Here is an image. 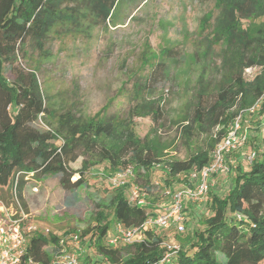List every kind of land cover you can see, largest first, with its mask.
<instances>
[{"label":"trees","instance_id":"obj_1","mask_svg":"<svg viewBox=\"0 0 264 264\" xmlns=\"http://www.w3.org/2000/svg\"><path fill=\"white\" fill-rule=\"evenodd\" d=\"M125 2L0 0V199L11 203L16 189L26 207L23 191L33 177L58 175L66 190L83 187L92 165L89 159L93 157L106 162L107 169L113 172L131 166L135 175H146L162 163L159 145L150 134L139 138L132 129L134 116H152L155 122L162 120V109L156 100H139L126 117L109 116L110 103L89 119L70 112L56 115L46 104L35 71L18 68L13 81L5 75V65L13 64L20 48L28 42L41 48L58 28L88 32L97 26H106L114 22L117 10ZM216 2L217 23L209 41L222 42L220 35L226 37L225 47L222 46L219 53L224 77L216 88L208 87L210 82H205L204 75L198 78L191 118L201 127L210 124L212 129L228 126L241 112H250L257 102L264 104V0ZM170 51L165 50L163 56ZM164 63L163 60L158 62V67L164 68ZM255 64L262 65L263 70L253 80H247L244 69ZM136 88L142 89L138 83ZM263 111L264 108L259 114ZM46 117L54 119L51 130L36 125L39 119ZM184 127V131L190 129ZM218 134L211 137L208 150L192 154L187 160L168 161V174L175 176L201 170L210 162L211 151L224 131ZM80 157H83L82 166L73 168L71 163ZM249 165L250 169L244 171L243 165L238 163L235 170L240 173L227 196L210 190V211L202 219L204 229L182 238L184 243L190 244L191 250L183 245L178 257L180 264H264V159L254 157ZM76 174L79 177L72 180ZM128 190L129 185L114 188L108 204L97 203L93 245L113 264L160 260L166 251L162 246L166 235L150 228L143 229L141 242L117 247L107 244L111 234L107 208L112 211V220L126 226H141L149 217L146 208L129 203ZM89 231L83 230L81 236ZM58 241L57 234L35 231L29 237L27 256L47 263L51 254L46 246L57 245Z\"/></svg>","mask_w":264,"mask_h":264},{"label":"rangeland","instance_id":"obj_2","mask_svg":"<svg viewBox=\"0 0 264 264\" xmlns=\"http://www.w3.org/2000/svg\"><path fill=\"white\" fill-rule=\"evenodd\" d=\"M216 1L126 0L117 10L114 22L106 26L100 25L88 32L58 28L46 38L41 48L28 42L20 48L17 60L5 65V75L13 81L18 68L35 71L46 104L56 115L70 112L81 119H89L110 103L109 116L126 117L139 100H156L162 109L161 121L155 122L152 116H134L132 119L135 136L144 138L150 134L161 151L162 163L146 175H136L134 182L148 192L146 209L155 215V211L163 212V208L169 207L173 193L194 172L171 176L167 162L187 160L192 154L208 150L211 137H218L223 130L220 141L223 140L233 124L232 121L226 127L212 129L208 123L201 127L191 120L198 78L204 75L205 82H210L208 87L216 88L224 77L219 53L220 48L225 47L226 37L220 35L222 42L209 41L217 23ZM168 49L170 53L163 56ZM161 60L165 61L164 68L158 67ZM262 70V65L255 64L246 67L243 75L251 81ZM137 83L142 89L136 88ZM256 104L251 108L252 113L239 114L241 133L246 136V142L227 156L230 172L214 178L203 203L187 205L185 232L177 233L172 228L154 229L166 235L165 241L176 242L191 250L190 244L184 243L182 238L204 229L202 219L210 211V190L227 196L240 173L235 170L238 163L248 171L254 152V157L264 159V113L259 114L264 104ZM52 124L54 119L51 117L36 122L37 126L49 130ZM184 126L190 129L184 131ZM82 160L80 157L71 166L80 168ZM89 160L92 165L85 175L86 184L74 190L64 189L58 175L30 178L23 191L25 211L29 214L27 222L46 235L62 236L91 230L81 236L82 264H113L94 247L93 228L99 210L97 203H109L114 191L110 178L118 170H108L107 163L99 158ZM78 177L76 174L72 180ZM7 194L5 191L4 195ZM107 212L112 233L116 222L112 220V211L107 208Z\"/></svg>","mask_w":264,"mask_h":264},{"label":"built area","instance_id":"obj_3","mask_svg":"<svg viewBox=\"0 0 264 264\" xmlns=\"http://www.w3.org/2000/svg\"><path fill=\"white\" fill-rule=\"evenodd\" d=\"M259 104H256L258 106ZM241 116L233 121L229 134L219 141L213 149L211 160L201 170L192 172L189 180L183 184L171 196V204L163 208V212H156L141 226H126L121 222L116 223L114 231L110 234L107 244L117 247L120 244H134L143 239V229H175L177 233L185 232V208L187 203H201L206 198L209 188L214 184L213 180L221 174H228L230 168L226 158L234 150L241 148L246 142V136L241 133ZM255 152L250 157L253 159ZM135 172L131 166L114 173L110 183L114 188L129 185L128 200L131 205L147 207L148 192L134 183ZM170 193V191H167ZM11 203L0 199V264H81L80 252L81 233L59 235L57 245L46 246L50 251V260L47 263L36 261L28 254L29 237L36 231V226L28 224L29 214L25 211L16 189ZM162 208V207H161ZM175 232V233H176ZM162 246L166 248L163 257L157 261L144 264H180L178 257L182 250L180 244L172 241H164Z\"/></svg>","mask_w":264,"mask_h":264},{"label":"crops","instance_id":"obj_4","mask_svg":"<svg viewBox=\"0 0 264 264\" xmlns=\"http://www.w3.org/2000/svg\"><path fill=\"white\" fill-rule=\"evenodd\" d=\"M220 176H223V175H220ZM204 202V201H203ZM203 202H201V203H203ZM201 203H199V204H201ZM193 204V203H192ZM187 205H189V202L187 203ZM186 209H187V206H186ZM156 212H158V211H156Z\"/></svg>","mask_w":264,"mask_h":264}]
</instances>
